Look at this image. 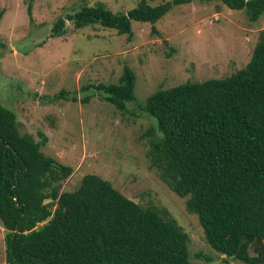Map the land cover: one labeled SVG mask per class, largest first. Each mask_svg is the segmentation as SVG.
Returning <instances> with one entry per match:
<instances>
[{
  "label": "trees",
  "instance_id": "16d2710c",
  "mask_svg": "<svg viewBox=\"0 0 264 264\" xmlns=\"http://www.w3.org/2000/svg\"><path fill=\"white\" fill-rule=\"evenodd\" d=\"M82 1L58 17L51 36L64 35L70 20L76 29L100 24L131 37L133 20L154 24L173 5L193 0H139L126 13ZM217 1L252 22L264 15V0ZM91 88L125 112L136 100V73L124 65L118 83L82 87ZM140 107L156 121L146 132L150 166L186 198L209 245L229 259L264 264V28L239 71L161 88ZM40 135L42 141L22 132L17 113L0 99V220L9 264H193L190 233L167 208L136 202L94 173L63 190L74 167L45 154L47 136Z\"/></svg>",
  "mask_w": 264,
  "mask_h": 264
},
{
  "label": "rangeland",
  "instance_id": "374dc122",
  "mask_svg": "<svg viewBox=\"0 0 264 264\" xmlns=\"http://www.w3.org/2000/svg\"><path fill=\"white\" fill-rule=\"evenodd\" d=\"M102 1L114 12H128L139 0ZM171 0H148L152 5ZM82 0H0V99L14 110L22 132L42 141V150L72 165L63 190L80 186L94 173L110 180L132 200L169 210L190 233L193 264H249L212 248L186 198L163 182L146 157V132L156 121L140 105L161 88L187 81L221 78L246 66L252 57L264 15L252 22L243 10L220 1L193 0L173 5L157 22L132 21L133 35L118 34L100 24L76 29L67 20L66 33L51 36L59 16L72 13ZM124 65L136 73V100L118 110L89 83H118ZM64 91V95L52 98ZM92 95L89 102L82 98ZM74 97L77 98L74 101ZM199 253L211 260L198 256ZM228 262H227V261ZM0 264L7 261L5 228L0 220Z\"/></svg>",
  "mask_w": 264,
  "mask_h": 264
},
{
  "label": "water",
  "instance_id": "95a60500",
  "mask_svg": "<svg viewBox=\"0 0 264 264\" xmlns=\"http://www.w3.org/2000/svg\"><path fill=\"white\" fill-rule=\"evenodd\" d=\"M135 201H136V202H138V200H137V199H136Z\"/></svg>",
  "mask_w": 264,
  "mask_h": 264
}]
</instances>
